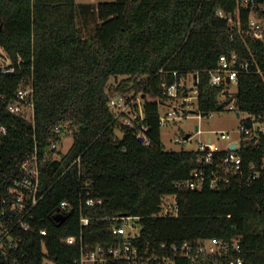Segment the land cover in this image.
Masks as SVG:
<instances>
[{
	"label": "trees",
	"instance_id": "obj_1",
	"mask_svg": "<svg viewBox=\"0 0 264 264\" xmlns=\"http://www.w3.org/2000/svg\"><path fill=\"white\" fill-rule=\"evenodd\" d=\"M237 1L114 0L77 8L74 0H0V48L15 69L0 74V124L7 126L0 139V214L10 212L11 187L24 177L19 164L34 151L43 194L31 212L34 230L14 228L16 244L0 264H77L80 247L65 240L80 233L86 246L121 247L113 226L124 214L140 218L142 249L238 241L244 264H264V177L246 182L245 174L217 190L205 185L193 191L184 183L204 168L196 163L200 152L167 151L161 144L160 106L195 91L196 112L208 116L229 94L226 86H210L208 71L221 55L236 53L258 71L239 74L230 93L239 114L264 115V43L244 33L248 10H239L240 32L215 15L231 14ZM186 78L191 84L176 99L163 94L162 83ZM27 85L33 88V121L6 112L15 92ZM121 94L142 95L148 145L117 124L107 108L110 96ZM66 135L73 143L62 154ZM237 154L245 168L259 164L264 136H241ZM166 196L174 197V215L161 216ZM89 198L101 203L85 206ZM81 218L89 219L84 228Z\"/></svg>",
	"mask_w": 264,
	"mask_h": 264
},
{
	"label": "built area",
	"instance_id": "obj_2",
	"mask_svg": "<svg viewBox=\"0 0 264 264\" xmlns=\"http://www.w3.org/2000/svg\"><path fill=\"white\" fill-rule=\"evenodd\" d=\"M240 9L248 10L249 18L245 23V35L264 43V0H238L237 8L231 14L218 10L215 15L226 21L231 28H236L237 32H240ZM251 66L250 61L240 59L236 53L221 55L216 67L208 71L210 86H226L229 90V88L236 86L239 74L258 73L257 70L251 71ZM253 66L256 68V65L253 64ZM14 72L15 69L10 64V61L6 60L3 54L0 55V74L8 76ZM188 79L180 80L171 85L162 83L163 94L169 98L176 99L179 94L178 92L183 90ZM191 93V96L179 99L180 103L177 105H173V102L162 105L167 113L160 117L161 126L166 125L170 120L180 118L182 111L191 106L192 100H196V92L192 91ZM231 93L229 90L228 95L223 93L222 96L224 97V101L232 99L224 108L227 107L229 111H234L235 101ZM33 99V88L31 85L19 88L6 105V112L23 117L27 121H33ZM142 107L143 99L141 94L135 97L122 94L112 95L107 102V108L113 114L114 121L120 126L135 130L137 132V139L143 138L142 143L148 145L149 142L144 134L146 126L142 124L144 119ZM6 132L7 126L0 124V139L5 136ZM258 135L264 136V115L262 117L249 115L240 126L239 139L232 141L230 135L221 134V139L228 142L227 147L236 142L238 149L229 150L226 147L222 150L216 149L213 151L205 145H200L198 147L200 155L196 163L201 164L204 168L194 170L190 174L189 180L184 183V186L193 191H198L205 185L213 190H217L229 185L231 179L236 176L242 177L246 174V182L255 180L261 176L264 177V155L259 164L250 163L247 169L243 167L242 159L237 154V151L240 149L241 136L253 137ZM178 142L179 140L175 141V143ZM219 151H226L227 153L223 157L215 159L214 154ZM78 161L79 159L75 162ZM39 167L36 151L19 164V169L24 173V177L21 180L15 181L11 187L10 192L13 193V199L10 212H2L0 214V259H6L16 244L15 237L12 234L14 228L26 233L34 230L30 224V221L33 220L31 212L43 198V194L39 191ZM100 203L99 199L89 198L86 200L85 206H95ZM172 206L174 210L176 208L175 204ZM65 207L66 203L62 202L60 209L65 210ZM139 219L138 217L125 214L115 218L119 224L113 226V234L123 238L121 247L104 250L100 246H86L82 242L81 233L77 237H68L65 240V244L67 246L78 244L80 247L79 257L75 260L77 264H105L109 259L123 261L126 264H177V261L182 260H185L188 264H244L240 256L242 251L238 241L229 243L215 239H204L196 242V244L183 242L181 245H167L162 243L157 250L149 247L142 249L137 245L141 231V226L138 223ZM88 221V218H81L79 220L80 227H86ZM40 234L45 236L46 232L43 230ZM11 264L19 263L13 260Z\"/></svg>",
	"mask_w": 264,
	"mask_h": 264
},
{
	"label": "rangeland",
	"instance_id": "obj_3",
	"mask_svg": "<svg viewBox=\"0 0 264 264\" xmlns=\"http://www.w3.org/2000/svg\"><path fill=\"white\" fill-rule=\"evenodd\" d=\"M77 8L81 5H94L97 6L100 3H111L114 0H74ZM88 32H84L83 36L87 37ZM3 54L0 48V55ZM122 77H120L121 79ZM119 79V80H120ZM114 80L111 79L109 84H113ZM190 79L186 81V85L190 86ZM234 86L229 88L230 92L234 90ZM219 100L224 101V97L220 96ZM180 101L177 102L179 104ZM174 105V103H172ZM175 104V105H177ZM161 115L166 114V109L159 107ZM187 116L180 114V118L176 120H170L166 125L160 127L161 131V144L164 150L179 152V150L197 152L200 145H205L211 150H222L227 147L228 142L221 139V134H228L231 136L232 141L239 139L240 126L244 120L247 119L245 113H240L239 117L236 116L237 111H229L228 108L217 110L208 116L201 117L196 111V100H192V104L185 110ZM193 112V113H189ZM166 116V115H165ZM197 127V130H195ZM120 137V134H116ZM186 135H189L188 139H184ZM178 143H175V141ZM73 138L71 135L62 137L61 144L59 145V151L62 154H66V151L71 147ZM174 197L166 196L163 199V212L161 215H174L173 205Z\"/></svg>",
	"mask_w": 264,
	"mask_h": 264
},
{
	"label": "water",
	"instance_id": "obj_4",
	"mask_svg": "<svg viewBox=\"0 0 264 264\" xmlns=\"http://www.w3.org/2000/svg\"><path fill=\"white\" fill-rule=\"evenodd\" d=\"M193 78H194V80L196 81V78H197V75L195 74L194 76H193ZM115 82H117V78H115ZM227 83H228V81H227ZM194 86H196V82L194 83ZM232 101V99H229V100H227V101H224V102H222V103H220L218 106H217V110H220V109H223L226 105H228L230 102ZM189 113H193V112H190L189 111ZM201 117H204L205 116V114H203V113H201V114H199ZM236 116L237 117H239V113L237 112L236 113ZM195 130H197V127H195ZM189 138V135H186L185 137H184V139H188ZM143 141V138H141V139H139V142L141 143ZM237 146H238V144L235 142L234 144H230L227 148L229 149V150H235V149H238L237 148Z\"/></svg>",
	"mask_w": 264,
	"mask_h": 264
}]
</instances>
